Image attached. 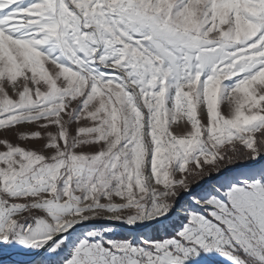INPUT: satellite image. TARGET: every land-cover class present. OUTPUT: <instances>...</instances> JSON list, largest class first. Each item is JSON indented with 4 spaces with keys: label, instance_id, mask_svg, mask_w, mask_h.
Masks as SVG:
<instances>
[{
    "label": "snow or ice",
    "instance_id": "6c2138e0",
    "mask_svg": "<svg viewBox=\"0 0 264 264\" xmlns=\"http://www.w3.org/2000/svg\"><path fill=\"white\" fill-rule=\"evenodd\" d=\"M0 137L13 264H264V0H0Z\"/></svg>",
    "mask_w": 264,
    "mask_h": 264
},
{
    "label": "water",
    "instance_id": "95a60500",
    "mask_svg": "<svg viewBox=\"0 0 264 264\" xmlns=\"http://www.w3.org/2000/svg\"><path fill=\"white\" fill-rule=\"evenodd\" d=\"M234 167L239 168L240 166H234ZM116 229L120 230L124 235L127 236L128 233L126 231H124L123 226L117 227ZM20 251H22V250H18L16 252H11V253H8L6 255H1L0 256V264H2V263L13 264V261L15 260L14 256L18 255V252H20ZM41 251H43V249ZM34 255H39V254H34ZM22 257H28V256H22ZM28 258H30V257H28Z\"/></svg>",
    "mask_w": 264,
    "mask_h": 264
},
{
    "label": "rangeland",
    "instance_id": "374dc122",
    "mask_svg": "<svg viewBox=\"0 0 264 264\" xmlns=\"http://www.w3.org/2000/svg\"><path fill=\"white\" fill-rule=\"evenodd\" d=\"M0 138H2V137H0ZM116 232H117L118 235L115 238H123V236H126L118 229H116ZM18 250L19 249H16V248L5 249L3 246H0V256L1 255H6L8 253L15 252V251H18ZM2 264H11V263H2Z\"/></svg>",
    "mask_w": 264,
    "mask_h": 264
},
{
    "label": "bare ground",
    "instance_id": "6f19581e",
    "mask_svg": "<svg viewBox=\"0 0 264 264\" xmlns=\"http://www.w3.org/2000/svg\"><path fill=\"white\" fill-rule=\"evenodd\" d=\"M16 252V251H15ZM14 259L15 260H18V259H29L28 257H22V256H20V255H15L14 256Z\"/></svg>",
    "mask_w": 264,
    "mask_h": 264
},
{
    "label": "trees",
    "instance_id": "16d2710c",
    "mask_svg": "<svg viewBox=\"0 0 264 264\" xmlns=\"http://www.w3.org/2000/svg\"><path fill=\"white\" fill-rule=\"evenodd\" d=\"M122 236V235H121ZM123 237H125V236H123Z\"/></svg>",
    "mask_w": 264,
    "mask_h": 264
}]
</instances>
